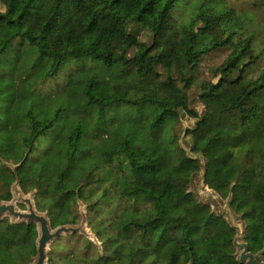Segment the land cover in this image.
Listing matches in <instances>:
<instances>
[{
  "label": "trees",
  "instance_id": "obj_1",
  "mask_svg": "<svg viewBox=\"0 0 264 264\" xmlns=\"http://www.w3.org/2000/svg\"><path fill=\"white\" fill-rule=\"evenodd\" d=\"M187 1L0 0V200L17 177L52 228L77 224L107 182L133 202L93 227L101 256L78 235L82 256L52 248L48 264H238L235 231L188 192L200 163L186 150L205 161L203 184L231 195L249 251L262 249L264 46L250 21L264 25V0H192L183 21ZM71 61L88 67L48 86ZM118 109L128 118L108 117ZM30 228L0 220V264L33 262L34 236L16 234Z\"/></svg>",
  "mask_w": 264,
  "mask_h": 264
},
{
  "label": "water",
  "instance_id": "obj_2",
  "mask_svg": "<svg viewBox=\"0 0 264 264\" xmlns=\"http://www.w3.org/2000/svg\"><path fill=\"white\" fill-rule=\"evenodd\" d=\"M186 151L189 154V151ZM189 156L195 159L201 155ZM11 168L14 171L16 167L12 166ZM204 173L205 161L203 158H201L200 171L195 172L190 176L188 192L192 194L198 204L201 206H209L211 211L217 217L224 218L228 226L235 231L231 242L235 249L234 256L238 264H264V241L262 243L261 250L256 253L249 251L248 244L245 241L246 225L242 220V216L237 214L231 208V195L229 194L225 199H223L218 193L209 188V191L205 195L198 193L194 180H199V182L203 183ZM10 193L12 195L11 200H0V220L7 216L10 218V221L14 223L24 222L28 226L31 223L36 224L38 233L37 238L35 239L36 254L31 264H48L47 254L49 252V247L51 243L60 236L80 234L86 237L92 243H98L95 235L87 228L86 217L82 207L79 209V214L81 217L79 223L63 224L52 228L47 213L40 212L35 207L34 190L24 194L19 187V180L16 177L15 181L10 187ZM18 205H24L25 209L21 210ZM187 264H193L192 257Z\"/></svg>",
  "mask_w": 264,
  "mask_h": 264
},
{
  "label": "rangeland",
  "instance_id": "obj_3",
  "mask_svg": "<svg viewBox=\"0 0 264 264\" xmlns=\"http://www.w3.org/2000/svg\"><path fill=\"white\" fill-rule=\"evenodd\" d=\"M232 3L234 4V6L238 9L246 7L248 8V10H250L249 7V1L248 0H233ZM192 9V0H188L187 2H183V5L180 8V17L183 21L186 20V17L190 14ZM247 10V9H245ZM252 17L253 20L250 21V26L253 32H255V37L257 38V40L259 42H262L263 46H264V25H263V21L261 19H259L260 17H258L257 13L254 14L252 13ZM264 59V55L261 57V60ZM262 65L264 64L263 62H261ZM258 66L260 68H262L263 66L261 65ZM85 67H88L87 63H83L82 61H71L69 62L64 69L51 81L52 83H50L48 86H52L55 84H59L60 83V76L64 73V72H68V73H73V72H77L80 71L81 69H84ZM54 81V82H53ZM64 87V86H63ZM61 87V89L63 88ZM50 89H46V91H49ZM52 90V89H51ZM57 89H53V92H56ZM45 94H47L44 91ZM56 103H59V100L57 98H55ZM131 110L129 109H118V110H112L110 112H108V117L110 118H128V115ZM169 125H170V121H167L164 128H163V135L164 137H166L168 135V129H169ZM182 126L184 127V123H182ZM47 140L48 137H45L44 139H40V142H38V148L32 153V156H38L40 155L45 146L47 145ZM179 144L180 145H184V143H182L179 140ZM189 155H193L191 152H189ZM31 156V157H32ZM193 156H198V155H193ZM201 157V156H199ZM198 157L199 163L201 164V158ZM195 178V177H194ZM195 186L198 190V193L200 194H206L209 189L203 185L202 182H199L194 180ZM103 189H106L108 192L106 193V195H103V191L99 190L98 188H94V191L96 193V195L94 197H92L90 199V202L93 203V210L89 211L88 210V206L85 203L79 202L78 203V221L77 223H79L80 221V214H79V209L80 207H82L84 213H85V217H86V225L87 228L90 230V232H94L93 231V227L96 229V223L99 222L100 220L103 219V221L107 220V210H116V211H120L121 209H125V208H131L133 207V202L132 200H126V199H121L118 198L115 194L113 189L111 188L110 184L107 182L106 184L103 185L102 187ZM23 208L21 207L20 209L23 210L25 209L24 205H22ZM91 221V224H90ZM63 225V224H62ZM31 228L28 231H20V232H16V234L21 237L24 235H29V236H34V238H37V229H36V224L31 223L29 225ZM80 234H71V235H67V236H60L58 239L55 240V244L54 246H52V243L49 247V250H51L52 248L56 249L57 254H62L63 252L67 253V252H75L77 253L79 256H82L81 253L79 254L78 251L81 250L83 252L84 245L86 243V241L84 239H81V237H77ZM83 236V235H81ZM86 238V237H85ZM98 243H93L92 246L89 248V250L85 251V253L83 255L93 258L96 257L98 255H102L103 254V246H102V242L97 240ZM54 242V241H53ZM80 251V252H81Z\"/></svg>",
  "mask_w": 264,
  "mask_h": 264
}]
</instances>
